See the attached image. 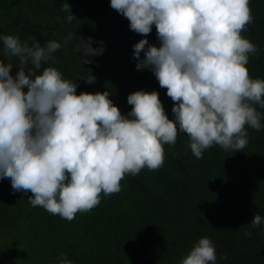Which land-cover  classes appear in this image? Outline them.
Returning a JSON list of instances; mask_svg holds the SVG:
<instances>
[{
  "label": "clouds",
  "instance_id": "obj_1",
  "mask_svg": "<svg viewBox=\"0 0 264 264\" xmlns=\"http://www.w3.org/2000/svg\"><path fill=\"white\" fill-rule=\"evenodd\" d=\"M110 7L140 36L150 35L155 26L160 46L141 39L133 45V59L137 71L149 70L166 89L173 119L157 91L128 95L127 115L108 91L78 95L77 83L55 67H44L62 48L55 39L42 45L35 36L29 44L0 35L5 56L19 60L15 75L13 65L0 60V180L10 181L13 194L31 193L32 207L68 222L99 206L101 195L118 194L126 176L161 168L164 146H175L180 135L202 159L213 146L243 152L247 128H264L256 108L264 109V80L251 78L246 67L258 47L242 35L254 21L250 0H110ZM61 10L67 22L77 20L67 0ZM74 38L69 33L63 44ZM93 43L91 37H78L83 64L93 63L85 57L104 52L103 41L97 48ZM81 80L91 85L96 77L90 71ZM262 225L264 217L256 213L251 226ZM216 262V248L207 237L180 260ZM59 264L72 262L61 254Z\"/></svg>",
  "mask_w": 264,
  "mask_h": 264
},
{
  "label": "trees",
  "instance_id": "obj_2",
  "mask_svg": "<svg viewBox=\"0 0 264 264\" xmlns=\"http://www.w3.org/2000/svg\"><path fill=\"white\" fill-rule=\"evenodd\" d=\"M64 2L0 0V35L29 44L35 36L42 45L55 39L62 48L44 67H55L77 83L78 95L108 91L127 115L128 95L157 91L173 119L166 89L149 70L137 71L133 59V45L141 39L160 46L155 26L147 37L136 34L110 0H67L77 18L69 23L61 10ZM250 8L254 21L242 35L258 47V56L250 57L246 67L251 78L264 80V0H250ZM69 33L77 38L64 45ZM78 37H91L93 48L103 41L102 55L85 57L92 64H83ZM0 60L11 63L15 75L19 60L5 56L2 41ZM90 71L96 82L88 85L81 79ZM256 108L264 116V109ZM247 132L243 152L213 146L202 159L192 154L187 136H178L175 146H164L161 168L126 176L118 194L101 195L99 206L77 213L71 222L32 207L31 193L13 194L10 181L0 180V264H59L61 254L72 264H180L205 237L216 248V264H264V225L251 226L256 213L264 217V128Z\"/></svg>",
  "mask_w": 264,
  "mask_h": 264
}]
</instances>
